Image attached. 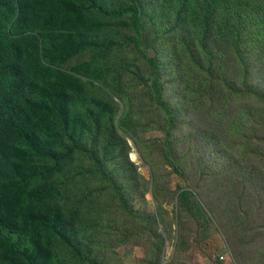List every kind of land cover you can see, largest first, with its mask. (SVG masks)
Here are the masks:
<instances>
[{"label": "rangeland", "instance_id": "1", "mask_svg": "<svg viewBox=\"0 0 264 264\" xmlns=\"http://www.w3.org/2000/svg\"><path fill=\"white\" fill-rule=\"evenodd\" d=\"M86 23L53 66L67 120L20 147L14 242L39 232L52 264H264V0H102Z\"/></svg>", "mask_w": 264, "mask_h": 264}, {"label": "trees", "instance_id": "2", "mask_svg": "<svg viewBox=\"0 0 264 264\" xmlns=\"http://www.w3.org/2000/svg\"><path fill=\"white\" fill-rule=\"evenodd\" d=\"M101 2L0 0V264H52L39 232L31 249L14 242L29 181L30 155L20 147L39 145L46 120H67L71 97L53 66L85 47L87 19Z\"/></svg>", "mask_w": 264, "mask_h": 264}, {"label": "built area", "instance_id": "3", "mask_svg": "<svg viewBox=\"0 0 264 264\" xmlns=\"http://www.w3.org/2000/svg\"><path fill=\"white\" fill-rule=\"evenodd\" d=\"M224 259H225L224 257H221V258H220V261L222 262Z\"/></svg>", "mask_w": 264, "mask_h": 264}]
</instances>
